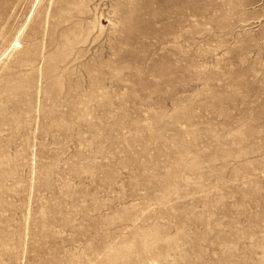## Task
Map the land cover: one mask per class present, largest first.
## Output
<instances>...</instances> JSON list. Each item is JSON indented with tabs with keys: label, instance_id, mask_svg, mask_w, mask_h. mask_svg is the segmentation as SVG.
<instances>
[{
	"label": "rangeland",
	"instance_id": "374dc122",
	"mask_svg": "<svg viewBox=\"0 0 264 264\" xmlns=\"http://www.w3.org/2000/svg\"><path fill=\"white\" fill-rule=\"evenodd\" d=\"M0 264H264V0H0Z\"/></svg>",
	"mask_w": 264,
	"mask_h": 264
}]
</instances>
